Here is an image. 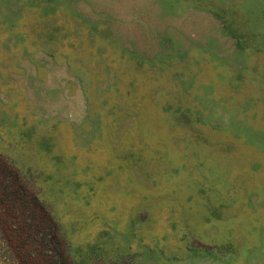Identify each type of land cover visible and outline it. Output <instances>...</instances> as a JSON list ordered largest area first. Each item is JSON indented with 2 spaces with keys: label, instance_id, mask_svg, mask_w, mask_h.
<instances>
[{
  "label": "rangeland",
  "instance_id": "1",
  "mask_svg": "<svg viewBox=\"0 0 264 264\" xmlns=\"http://www.w3.org/2000/svg\"><path fill=\"white\" fill-rule=\"evenodd\" d=\"M0 264H264V0H0Z\"/></svg>",
  "mask_w": 264,
  "mask_h": 264
},
{
  "label": "trees",
  "instance_id": "2",
  "mask_svg": "<svg viewBox=\"0 0 264 264\" xmlns=\"http://www.w3.org/2000/svg\"><path fill=\"white\" fill-rule=\"evenodd\" d=\"M34 207H36V209H38L43 214V216H44L43 211L36 205V203H34ZM42 221H45V222H47V223L50 224V222L48 220H45L44 217L42 218ZM21 229L23 230V227ZM42 260H43L44 263H46V259L45 258H42Z\"/></svg>",
  "mask_w": 264,
  "mask_h": 264
}]
</instances>
